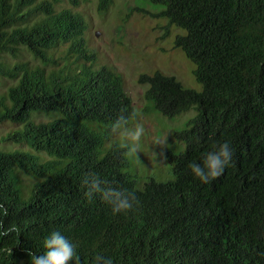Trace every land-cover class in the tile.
<instances>
[{"label":"trees","instance_id":"16d2710c","mask_svg":"<svg viewBox=\"0 0 264 264\" xmlns=\"http://www.w3.org/2000/svg\"><path fill=\"white\" fill-rule=\"evenodd\" d=\"M64 2L0 0V78L14 80L0 96V123L17 126L0 143L18 145L0 147V204L9 210L0 219L16 228L0 236V264H29L28 252L42 253L53 230L76 244L79 264L96 255L113 264H264V0H149L168 21L163 37L172 26L184 31L174 47L194 63L202 89L161 71L140 76L145 112L197 111L174 131L185 150L166 155L173 179L142 188L125 150L106 148L118 115L137 118L124 78L97 66L85 20ZM112 4L98 0L97 10ZM22 53L36 63L2 59ZM225 141L232 162L200 183L187 165ZM87 174L138 203L113 214L99 195H85Z\"/></svg>","mask_w":264,"mask_h":264},{"label":"rangeland","instance_id":"374dc122","mask_svg":"<svg viewBox=\"0 0 264 264\" xmlns=\"http://www.w3.org/2000/svg\"><path fill=\"white\" fill-rule=\"evenodd\" d=\"M97 4L98 0H78L76 5L65 0L63 6L69 5L85 20L88 26L86 39L89 48L96 52L97 66L108 65L123 76L125 90L137 111V118L128 126L139 122L145 128L137 157L126 155L128 171L135 176L137 187L142 188L151 179L169 182L173 175L166 155L168 152L179 154L185 150V143L175 138L174 131L182 129L197 111L192 107L172 119L163 117L151 108L145 112L147 103L144 95L148 84H141L139 78L161 71L175 77L185 87L201 91V84L193 75L194 63L174 47L176 35L184 31L172 26L169 27V36L163 37L168 21L156 16L162 7L151 4L149 0H113L110 9L103 14L98 12ZM2 59L10 63L21 60L35 62L28 53H22L18 58L4 56ZM13 84L14 80L0 78V96ZM34 117L36 121L47 120L43 114ZM15 128L17 126L9 122L0 123V139ZM113 145H119V137L114 134L106 148ZM0 147L15 150L18 145L1 142ZM25 182L30 184L33 181L26 178Z\"/></svg>","mask_w":264,"mask_h":264},{"label":"clouds","instance_id":"9594fccd","mask_svg":"<svg viewBox=\"0 0 264 264\" xmlns=\"http://www.w3.org/2000/svg\"><path fill=\"white\" fill-rule=\"evenodd\" d=\"M129 119L130 117L124 114L118 115L112 123L111 132L119 137V146L125 150L126 155L137 157L145 128L139 122L129 127ZM232 157V147L228 141H225L205 153L199 162H189L187 167L194 178L202 184H207L225 172L226 167L232 162ZM82 182L86 186L85 195L89 198L99 195L102 201L111 205L113 214L127 213L138 203L135 193L107 186L106 182L95 174L85 175ZM8 214V208L0 204V217H6ZM15 231L14 225L5 226L0 219V236H8ZM42 247L44 251L40 254L28 252L29 264H69V261L72 264H79L76 244L60 231L49 232L43 238ZM93 264H113V261L109 257L96 255Z\"/></svg>","mask_w":264,"mask_h":264}]
</instances>
